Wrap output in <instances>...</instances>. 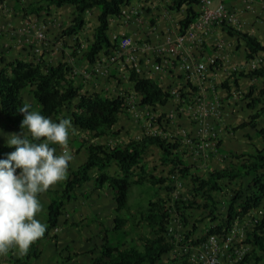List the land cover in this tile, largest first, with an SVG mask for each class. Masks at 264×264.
<instances>
[{
  "label": "trees",
  "instance_id": "obj_1",
  "mask_svg": "<svg viewBox=\"0 0 264 264\" xmlns=\"http://www.w3.org/2000/svg\"><path fill=\"white\" fill-rule=\"evenodd\" d=\"M132 1L134 0H35L24 11L38 18H48L52 16L53 9L71 6L74 10L72 20L65 26L62 35L66 40L75 37L78 48L82 49V43H79L76 37L87 25V14L96 10L98 25L94 29V39L87 45L83 55V61L94 65L101 52H107L117 44L109 35L110 21L120 18L123 9ZM198 3L199 0L172 1L170 10L179 11L183 7L186 8V17L180 21L182 33L196 19L195 6ZM228 30L231 36H236L246 43L248 59H252L259 52L264 53V45L257 39L239 31ZM77 55L78 53L74 51L71 56L76 58ZM0 64L3 65L0 69V113L3 120L13 129L27 132V129L21 128L24 117L19 109L27 103L23 95L30 92L32 99L40 103L38 107L32 105L31 110H37L50 119L58 116L65 107L73 106L74 125L89 135V139L83 141L89 144L86 148V161L76 170L69 167L70 173L64 185H58L60 190L53 188L46 192L50 202L45 235L58 227L67 204L76 199L78 189L93 180L96 189H110L115 204L114 226L109 231L104 221L98 217L90 219L89 223H96L104 236L101 239L100 254L92 259L90 264L160 263L175 250L176 239L179 238L178 246L182 248L185 241L187 244L199 246L210 236L230 233L262 206L264 148L254 153L240 155L231 153L235 163L222 170L199 175L184 160L183 153L178 149L179 144L169 143L168 139L159 135L146 134L141 140H130L126 146L92 144L91 140L116 136L113 128L118 123L119 116L127 113L124 110V98L111 99L99 93L82 94L81 88L70 78L74 67L68 62H61L58 65H51L43 60L31 62L15 59L6 62L2 56ZM252 76L264 79V70H256L247 76L241 74V77ZM129 81L142 97V106H165L171 98V94L164 91L156 81L142 78L135 71L130 72ZM235 85L238 86L237 82ZM222 86L228 91L231 89L227 84ZM254 93L253 89L246 96L251 99L249 108L255 110L264 103V82L255 97ZM263 115L264 107L258 110L252 119L257 120ZM156 125L162 127L163 132H167L162 126L161 118ZM259 134L264 140V132L260 131ZM151 146H156L160 150L162 162L169 165L170 174L178 172L182 180L189 183L187 191L180 193L179 198L178 195L174 198L176 186L173 178L169 177L170 174L168 177H157L151 173L153 171L148 168V164L143 163L144 156ZM7 151L4 148L0 149V160L7 158ZM14 151L15 148L12 147L11 152ZM112 164L117 168L114 175L109 170ZM250 177L252 178L250 184L242 186L241 180ZM236 183H239L238 188L234 187ZM145 185L152 189L146 207L138 209L132 218H122L120 215L122 212L130 211L129 197L132 187ZM162 191L165 196H161ZM218 195L228 197L231 202L225 211H219ZM194 208L200 211V218L209 220L204 236L199 238L196 234L201 228L195 225L196 222L188 229L192 218L189 210ZM172 216L176 223L178 222L176 227H172ZM254 222L251 229L247 228L245 231L244 244L249 245L251 250L238 264H258L263 260L264 216L260 220L254 219ZM131 235L134 238H130ZM42 238L30 247L31 252L16 259L13 264H23L35 259L38 256L35 251L36 244ZM123 238L126 240L125 243L117 244ZM190 253L191 251L188 253L189 256ZM186 263L185 260L183 264Z\"/></svg>",
  "mask_w": 264,
  "mask_h": 264
},
{
  "label": "crops",
  "instance_id": "obj_2",
  "mask_svg": "<svg viewBox=\"0 0 264 264\" xmlns=\"http://www.w3.org/2000/svg\"><path fill=\"white\" fill-rule=\"evenodd\" d=\"M35 0H28V3L24 0H0V58L3 56L6 59V62H8V54L2 53L3 51L8 52L7 49H4L5 46L9 45H15L17 47L18 51L15 52V56H11L10 61H14L15 59H25L31 62H37L41 61H46L50 63L51 65H58L61 62H68L70 66L72 67H84L82 61L79 60V54L77 57H72L69 55L66 51V49L63 47V42H65L64 37H59L56 33L53 31H50L49 29L51 28V25L54 27V29H57V19L54 18L53 16L48 17L47 21H43L44 17H37L32 14H27L24 9L28 5H30L32 2ZM224 3L228 7V11L232 14V16L235 18L236 23L239 25L237 27L240 32L244 34H248L249 36L257 39L262 45H264V0H257V2L254 4L252 9H246L240 1H235V0H223ZM133 2V1H132ZM130 3L129 7L133 4ZM220 2V0H215L214 4L217 5ZM160 3V2H159ZM167 2L158 4L157 7L155 6V16H160L157 20V26L153 27V29L147 28V31L144 33H137L135 30V27L128 25L129 30L128 34L129 36H132L133 39L138 42L140 40V44L144 43L147 41L150 44H159V42H162L164 38V34L168 32H174L177 31L176 26L174 25V17L176 14L173 13V11L167 10V8H163V6H166ZM66 7L71 8V15L73 13V8L71 6H65V8L58 9L56 13V17H60L61 19V12L66 9ZM128 7V9H129ZM183 12H185L184 7L182 8ZM196 10V9H195ZM54 14V11H53ZM70 15V16H71ZM128 15V13H127ZM185 18L184 16L179 19L182 20ZM115 19H112L114 21ZM178 20V19H177ZM70 20L64 23V25H69ZM54 23V24H53ZM134 23V22H133ZM7 26L12 27L13 29L8 31L6 29ZM235 27L236 26L233 23H224L222 25H217L214 26V30L212 33H207L202 36L201 40L198 41V52L200 54L202 53V56L204 57L203 60H206V57H217L219 62L223 64V70H221V74L228 72L231 73L230 78L225 80V77H223L224 84H227L228 86L231 87L230 91L227 90L224 91V94L222 95L223 98H227L229 94L228 101L232 102L233 94L236 92L239 94L242 88V81H248L253 87H251V90H255L256 86L261 82L263 85L264 79L261 77L257 76H252V77H241V74H245L246 76L249 73H252L256 70H260L264 68V53L259 52L258 54L254 55L252 59H248L246 57L247 53V45L246 43L242 40L239 39L236 36H231L228 33V27ZM96 27V26H95ZM150 29V30H149ZM6 31L8 33H6ZM39 31H42L41 35H37ZM57 31V30H56ZM8 34V35H7ZM17 34H20L21 37L24 35L25 38L23 40L17 39ZM40 37V38H39ZM149 40H146L148 39ZM218 39L220 41L221 47L218 49L216 46L214 48H211L210 44L214 42V39ZM44 44V47L42 49L43 57L42 59L39 57L40 55H35L38 51L34 52V46L38 44L39 42H42ZM23 46L29 48V51L21 52V49ZM202 46V47H201ZM203 48V49H202ZM217 49V50H216ZM45 51V52H44ZM216 51H218L216 53ZM28 52L31 53V56H29ZM17 53V54H16ZM149 58H152L149 53ZM147 59H145L144 56V62H146ZM85 62V61H84ZM87 63V62H86ZM3 65L0 64V69L2 68ZM84 68L90 69L89 73L92 70V65L87 64L85 65ZM170 73L166 74H160L158 77H160L159 84L160 86L166 90V89H172L174 87H181L184 90H191L193 91V95L189 96L190 94L187 95V98L190 99V97H198V92H200V87L203 86H197L196 84H193L192 81H187L183 77V73L179 71H175V69L169 68ZM244 71V73H242ZM90 74H87L86 77L91 79L92 81L89 82L91 84L90 86L94 87V84L97 86L95 89L97 91L95 93L102 94L106 97L109 96V91H119L120 89L128 88L129 92H134V88L132 85H125L123 83L119 84V78H118V67H114L113 70L111 71L110 75L106 79H101V84L104 85L101 88L97 85L96 81H93L92 76H89ZM210 78L212 79L213 76L212 74L209 75ZM75 79H78L77 77ZM103 80L105 82H103ZM107 80V81H106ZM219 81V80H217ZM235 82H237L238 86L236 88ZM208 84V82H207ZM89 85L84 87L86 89L87 94H93V90H91V93H89V90L91 89ZM206 87V85H205ZM223 88V86H222ZM82 89L81 91H83ZM99 89V90H98ZM225 89V88H223ZM250 90V91H251ZM102 92V93H101ZM204 92V91H203ZM227 92V93H226ZM229 92V93H228ZM106 93V94H105ZM226 93V94H225ZM242 96H240L241 98ZM30 98V97H29ZM33 100V99H31ZM27 101L31 103L32 101ZM224 101H226L224 99ZM178 103L176 99H172L167 106L164 108H168L170 104ZM230 105H223L224 110L231 111L229 109ZM163 108V107H162ZM260 108V106L258 107ZM174 109V108H173ZM250 109V108H249ZM251 110V109H250ZM229 113L227 112L225 116H228ZM242 117L241 115H239ZM2 118L1 113H0V119ZM144 120L149 121L151 120V116H146L145 118H141L139 122H143ZM177 120V117H174L172 120V124L170 126L169 132L164 134V138L168 139V141H174V143L179 144V151L181 152L182 149V142L186 143L187 146H183L186 148H190L193 153H196V141L193 138H198V140L202 139L205 133H201L199 130V125L194 124L191 126V128L184 127L183 129L187 128V135L184 136L181 133L178 136V139H175V135H170L171 131L174 130V124ZM193 120V119H192ZM2 121V127H8V131H4V135H1L0 139V149L4 148L7 149V154L11 153L12 147L8 146L7 140L10 138V135L14 133H22L24 131L21 130H15L13 129L10 125H8L3 118L0 120ZM163 124V123H162ZM150 125V124H149ZM155 124H152V126ZM217 125L222 124L218 123V121L212 120L211 125L206 131V136L210 139H216L218 137H224V142L222 145L219 146V149L215 151V154L210 156L208 155V158L204 157H197L196 155L193 154V158L191 160L185 159L186 163H188L189 166H191L194 170H197V173L199 175H205L210 171H215V170H222L229 166L231 163H235V159L231 158V153L235 151H247L248 148L242 149L241 145L245 144L243 143L244 141H239L234 147L231 146L234 144L233 138L240 136L239 131L237 130L235 134L233 132H230L229 134H226L223 131V128L221 129L220 127H217ZM142 127L140 123H137V121H134V118L132 117L131 114L129 115H120L119 116V121L118 123L114 126L113 130L114 132H120L119 135L116 136V139L113 140L111 137H102V138H97L94 140H91L92 144H103V145H108L111 141H113L115 144H118V137L121 139L119 140V143L121 146H126V144L130 140H141L145 136V132L141 131L138 132L137 127ZM12 129H10V128ZM154 127V126H153ZM1 132V130H0ZM180 132V131H179ZM8 134V136H7ZM147 134V133H146ZM89 139V135L87 137ZM231 139V140H230ZM6 140V141H5ZM80 144H78L77 149L75 148L76 142H73L75 146L69 144V154L72 156V161L70 162L71 169L73 167L74 159L75 161L79 159V156H81L82 162L78 164L81 166L87 158V153H86V148L89 144L83 143V140H79ZM229 142V144H227ZM50 147H55L57 154H61V148L56 147L54 145H50ZM82 147V148H81ZM158 149L156 146H151L149 150ZM148 151L146 152L143 163L147 164L150 160V158L146 157L148 154ZM160 155L161 152L158 149ZM150 152V151H149ZM77 153V155H76ZM252 153V152H250ZM197 154V153H196ZM198 155V154H197ZM222 157H225L224 161L222 160ZM147 158V159H146ZM161 158V156H160ZM213 158V159H212ZM212 159V161H211ZM210 167H209V165ZM213 164H216L215 167H213ZM77 165V167H79ZM115 166V165H114ZM150 164H148V168H150ZM116 167V166H115ZM74 168V167H73ZM216 168V169H215ZM117 168H115L116 170ZM117 172V171H115ZM94 181V180H93ZM89 182V183H94V182ZM88 183L83 186V188L80 192L83 193V196L86 197V195L89 196L88 204H94L92 214L89 212L82 213L81 219H87L89 216L90 217H98L102 218V215H113V211L115 209V204L113 201V195L109 191L108 188H104L102 190L95 189L94 184H93V189L90 190L87 187ZM56 187V188H55ZM54 189H59L58 186H54ZM88 192V193H87ZM47 193H42L38 194V199L39 201H42L43 203V213L40 215V220L42 223L47 224V214H48V204L50 202L49 199H45L43 196L46 195ZM48 195V194H47ZM226 199V197H225ZM69 204H67L66 208L69 211ZM46 209V210H45ZM46 212H45V211ZM101 211H104L102 213ZM76 214L74 215L75 217L78 216L77 211H75ZM47 213V214H46ZM71 212L67 213V219H63V217L60 219V223L58 225V231L55 232L54 230L49 231L40 242L36 244V253L38 256L35 259L30 260L29 262L23 263V264H90V261L96 257H98V252H100V246L99 243L96 242L94 245L95 241V235L94 233L100 234V231H97V224L96 223H90L89 228H74L72 225L73 222H75V219H72L74 217ZM80 216V215H79ZM39 217V214L37 215V218ZM70 218V219H69ZM77 218V217H76ZM114 216L112 217V221L110 225L108 226V230H112L114 226L113 222ZM46 221V222H45ZM67 223V224H65ZM92 228V231L90 229ZM94 240H93V239ZM101 238V237H100ZM102 241L101 239H99ZM69 247V251H67L65 248ZM66 250V251H65ZM64 251V254L62 255ZM29 252L31 250L29 249ZM28 252V253H29ZM27 253V254H28ZM24 255L18 254L16 251H10L8 255L6 256H0V264H13L14 261L18 258H22Z\"/></svg>",
  "mask_w": 264,
  "mask_h": 264
},
{
  "label": "rangeland",
  "instance_id": "obj_3",
  "mask_svg": "<svg viewBox=\"0 0 264 264\" xmlns=\"http://www.w3.org/2000/svg\"><path fill=\"white\" fill-rule=\"evenodd\" d=\"M24 1H26L28 3V0H24ZM170 1L172 3L173 0H170ZM163 2H165V0H134L132 2L133 4L130 7L128 5L127 7L124 8V10L127 11L129 17H126L125 19L120 17V18L115 19L114 21H112L110 23L109 35H110L111 39H113L115 42L118 43V41H120L123 37L129 36L128 30H129V28L131 26L135 27L136 32L139 33V34L140 33H144L145 34V31H147V33H148L149 31H148L147 28L153 29V27L157 26V20L160 17V16H155V13H153V11L156 10L155 6L157 7L158 4H161ZM171 3H170V5H171ZM167 4H166V6L164 5L163 8L164 9L167 8V10H169L170 6L168 5V7H167ZM128 7H129V9H128ZM184 9H185L184 13H182L183 9H181L179 11H173V13L176 14L173 19L175 20L174 21V25L176 26L177 30L179 29V23L181 21L179 19H181L184 16V14L186 15V8L184 7ZM55 10L57 11L58 9H53L52 12H51V15L58 20L57 24H56L57 25V29H56L57 31L54 29V27H53L54 25L53 26L51 25V28L49 30L53 31L59 37L62 38L63 37L62 32L65 29L64 23L66 24V22L69 21V20H70L69 23H71V20H72V18L70 16L71 15V8L66 7V9H64L61 12L62 13L61 14L62 15L61 19H60V17H56V13H55L56 11ZM53 11H54V14H53ZM132 11H138L139 13H138V15H135V14H132ZM97 15H98V12L96 10L87 14V16H86L87 25L85 26V28H83L82 31H80V33L76 37L78 39V42L82 43L84 45V47H82V48H86L87 45L90 44L93 41V39H94V29H95V26L98 25ZM137 17H138V19H137ZM47 20H48L47 18L43 19V21H47ZM128 25H131V26L128 27ZM6 29L8 31H10L13 28L12 27L10 28V26H7ZM6 33H8V32L6 31ZM41 34H42V31H39V33L37 35H41ZM23 38H25L24 35L21 37L20 34H17V39L23 40ZM66 41H67V43L63 42V47L66 49L67 53L69 55H72V53L74 51L77 52L79 54V60L82 61L83 66L85 67V65H87L88 63L83 61L84 50H81V49L78 48V46L76 44L75 37L68 38ZM138 43H140V40L138 41ZM3 47H4V49H7L8 52L6 53V51H3L2 53L8 54L9 55L8 62H11L10 61L11 56H15V52L18 51L17 47H15V45H13V44L9 45V46H5L4 45ZM43 47H44V44H43V41H42V42H39L38 44H36L34 46V49H33V51L34 50L38 51L36 53V55H40L39 57L41 59H42L43 54H44L42 52ZM25 51H29V48L23 46V48L21 49V52H25ZM10 54H11V56H10ZM28 54H29V56H31L30 52H28ZM115 65L116 64H111L110 67L114 68ZM84 67L78 66V67L74 68L77 71V73L74 74V77H77L78 79H74L73 81L75 82L76 86H79L81 88V90L84 89V87H86L87 85L90 86L91 84H89V82L92 81L91 79L86 77V75L89 74L88 72L90 71V69H87V68H84ZM262 69L264 70V68H262ZM242 73H244V71ZM93 81H96L97 85L100 88L102 86H104V85L101 84V79L95 78V79H93ZM103 82H105V81L103 80ZM120 83H121V80H119V84ZM241 84H242V87H243L242 88L243 90H241L242 94L241 93L238 94V97L237 98H233L232 102L228 101L229 94H228L227 98H223L222 97V95L224 94L223 90H225V89L222 88L221 81H215V89L214 90L209 89L206 92V97L207 98L209 97L208 99H212V98H215L217 96V98L220 100L222 105H225V106L230 105L229 109L231 111H227V110L222 109L221 110L222 113H221L220 117H218V118L211 117V119L208 121V123H209V126H210L212 120H214V122L218 121V123L222 124V127H221V125H217V127H220L221 129L223 128V131L226 134H229L230 132H233L235 134V132L237 130L239 131L240 136H237V137L233 138V140H235V141H234V144L231 145V146L234 147L239 141H244L243 143H245V144L241 145L240 150L248 148L247 151H241V152L235 151V152H233V153H237L239 155L243 154V153H248V152L249 153L250 152L254 153V152H256V150H258V149L262 150L264 148L263 137L259 134L260 131L264 132V115L261 118L257 119V120H253L252 119V116H254L255 113H257V111L260 110L262 107H264V103L260 106V108H257L255 110L254 109L250 110L249 109V103H250L251 99H248L246 95L249 94V92L251 90V87H253V85L250 87L249 85H251V84L248 81H242ZM96 87L97 86L95 84H94V87L90 86L91 89L89 90V93H91V90L94 91L92 93H95L97 91V89H95ZM261 88H262V83L260 82L256 86V89L254 90L255 93H254L253 97H255L259 93ZM124 89L125 90L127 89V91H129L128 88H124ZM81 93L87 94L86 89L81 91ZM240 96H242V97L240 98ZM23 97H24V99L26 101H30L32 99V96H31L30 92H26L23 95ZM224 99L226 101H224ZM31 101H32L31 103H29V102H27V103H29L31 105H35L34 107H36V106L38 107L40 105V103H38L35 100H31ZM174 107H175L174 104H170L168 106V108L166 107V108H162V109H156L155 111H153V114L155 113L154 114L155 118H154V120H152V122L151 121H146V120H144L143 122L137 121V123H140L141 126H142V127H140V126L137 127L139 129L138 132H140V130H141V131L145 132V135H146V133H151L152 131H156V126L153 125L154 126L153 127L152 124L156 123L157 117L169 115V113H171L174 110L173 109ZM188 110L189 109H187V112H186L187 114H188ZM73 111H74V107L73 106L65 107L64 109L61 110V112L58 114V116L56 115V116L52 117L51 119L53 121L57 122V123L59 122V120L61 118L70 119L72 121V124H73V127H74L75 131L70 134L71 138H70V143L69 144L73 145L74 144L73 142L78 141V143L77 142L75 143L76 146H75V144L73 145V147L75 146V148L77 149L78 144H80L79 140H83V141L87 140L88 134L82 133L74 125L73 117H72ZM227 112L229 113V115L225 116V114ZM186 113L185 112L183 113V114H185L184 116L179 115L180 118H178L176 120L175 124H174V127L176 125L177 126L174 128V130L171 131L170 135H175V139H178V136L181 133V132H179V131H181V128H184V127L191 128V126L196 123L195 120H192V119L188 118L186 116ZM125 115H129V113H125ZM239 115H241L242 117H240ZM2 125H3L2 121H0V130H1L0 133L2 135H4V132L2 130L4 129L5 132L8 131V127L5 126V127L1 128ZM187 128H186V130H187ZM116 133H117L116 136L120 134V132H116ZM5 136L6 135H4V137ZM7 136H8V134H7ZM116 136L112 137L113 140L116 139ZM0 139H1V135H0ZM117 139H118V145H121L119 143V140L121 138L118 137ZM193 139H196V138H193ZM209 141L213 142L215 144V147L217 149H219V146L222 145V143L224 142V137H218L215 140L214 139H209ZM169 143H174V141H170ZM82 144H85V143L83 142ZM227 144H229V142H227ZM114 145H117V144H114ZM54 146L60 147L59 145H54ZM183 146H187V144L182 142L181 152L183 153L185 159L193 161L192 160L193 154L196 155L197 157H202V152L201 151L198 152V155H197L196 153L191 152L192 150L189 147L186 148V147H183ZM149 151H148V154L146 155V157L150 158V160L147 161L148 162L147 164L151 165L150 168H149L151 171H153L151 173L153 175L157 176V177H168V175L170 174V172H169L170 171V167H169L168 164H165L164 162H162V159L160 158L161 155H160L158 149H156V151H154V149H151ZM205 154L212 156V155L215 154V151L212 150V151H209V152H207ZM76 155H77V153H76ZM231 158L233 159V156H231ZM212 159H211V161H212ZM224 159H225V157H222L223 161H224ZM81 162H82L81 156H79V159L76 160V161L74 159V163H73V167L74 168L72 167V170H76L78 168L77 165L80 164ZM215 165L216 164H213V167H215ZM209 167H210V165H209ZM115 168L116 167L112 164V166L109 169L110 173L113 174V175L116 173L115 171H117V169L115 170ZM194 172H197V170H194ZM69 173H70V171L68 170V176H69ZM68 176H67V178H68ZM251 180H252L251 177L242 179L241 180L242 181L241 182L242 186H247L248 184H250ZM65 181L61 182L60 185L63 186L64 185L63 183ZM93 184H95V183H88L87 187L90 190H92L93 189ZM188 186H189V183L187 181H185V183L183 184V187H181L180 190L182 192L183 191L186 192ZM238 186H239V183L238 184L236 183L234 187L238 188ZM58 188L60 190V186H58ZM81 190L82 189H78L77 190L76 199L70 202L69 211L67 210L68 207L65 208L63 219H67V222H68L67 213L71 212V214H73V216H74L76 214V212H74V209H75V211H77V214H79L80 216L79 215L76 216L77 218L75 216L72 217V219H75V222H73L71 226L74 225L73 226L74 228H89V226H90L89 221H90V219L92 217L89 216L88 219H81V215H82V213H85V212H88V213L90 212L92 214L94 204H90V205L88 204L89 203L88 202L89 196L86 195V197H84L83 193L80 192ZM109 191L111 192L110 189H109ZM179 191L174 195V198H175V196L177 197V195H178L177 198H179V195H180ZM151 193H152V189L149 186H147V185H145V186H133L132 189H131L130 197H129L130 211L122 212L120 214L121 217L126 219L128 217H131L133 214H135L138 209L146 207V203L148 201L147 198L150 197ZM161 193H162L161 196L162 195L165 196V193H163V191ZM43 197L45 199H49L50 200L49 195H47V194L44 195ZM222 197L223 196H221V197L219 196L217 198V200H218V208H219L220 212L225 211V209L227 208L228 204L231 203L230 200L228 199V197L226 199L222 198ZM230 197L231 196H229V198ZM40 202L42 203V201H40ZM43 209H44V207H43ZM101 212L104 213V211H101ZM189 213L192 215V218L190 219V226H189L188 229H191L192 225H194L195 222H196L197 224H195V225H197L199 229L201 228L200 230H197L196 237L199 238V237L204 236L205 231L208 228V224H209L208 221L209 220H207V218H203V217L200 218V216H199L200 211H198L195 208L189 210ZM40 215L41 214H39V217H38L39 220H40ZM113 216L115 217L114 211H113V215L107 216L104 213V215H102V218H99L102 221H104L106 229H109L108 226L110 225ZM263 216H264V202H263L262 206L260 207V209H258L256 211H253L251 213V216H249L247 219H244L241 222V224H239L237 226V228L235 229V234H232V236L234 235L233 236V246H231L229 248L226 256L222 257V261L224 263L230 264V263H232L234 261V259H235V251L236 250H238L240 253H246L248 251L250 252L251 248L250 247L247 248V247L244 246L245 239H246L245 231L247 230V228L251 229V225L254 223V219L255 220L259 219L260 220V219H262ZM93 218H95V217H93ZM198 221H200L199 222L200 224L198 223ZM171 222H172V227H174L176 224H178V222L176 223V219L174 218V216H172ZM97 227H98V225H97ZM98 230L100 231L99 227L97 228V231ZM90 231H92V228L90 229ZM94 235H95V241H94L95 243H94V245L96 244V242H98L99 246H100L102 241H100L99 239H102V237H104L103 233L100 231V234L94 233ZM130 238H134V236L131 235ZM125 241H126L125 238H123L117 244H124ZM183 245H185V243ZM186 247H187V250H186L185 253H189L191 251V253H190L191 255L190 256H189V254H185V253L182 256V254H181L182 250L180 252V250L178 248L177 250L173 251L170 255L166 256L164 258V260H162L159 264H183V262L185 260L187 261L186 264H198V263H193L192 260H190L191 258H193V255L196 254V248H194V246L191 243L186 244ZM65 249L67 251H69V247H67ZM247 249H249V250H247ZM63 254H64V251H63L62 255ZM99 254H100V252H98V255ZM258 264H264V257H263L262 262H260Z\"/></svg>",
  "mask_w": 264,
  "mask_h": 264
},
{
  "label": "built area",
  "instance_id": "obj_4",
  "mask_svg": "<svg viewBox=\"0 0 264 264\" xmlns=\"http://www.w3.org/2000/svg\"><path fill=\"white\" fill-rule=\"evenodd\" d=\"M243 3L246 9H252L257 0H235ZM167 7L171 1L166 0ZM215 0H199L198 5L195 6L197 17L182 33L180 28L174 32H168L164 34L162 42L159 44H150L147 41L140 44L136 42L132 36L123 37L113 48L107 52H101L93 65L92 72L89 76H96L100 79H106L109 77L113 68L111 64H116L118 67V80L125 85L133 84L129 81V75L131 71H135L142 78L152 79L159 84L160 74L170 73L169 68L175 69V71L182 72L185 80L192 81L193 84L200 87L198 97L182 98L181 92L193 95V91L184 90L181 87H174L172 89H166L172 97L177 100L179 113L187 112V117L196 121V125H199L200 132L205 133L197 150L205 151L209 150L213 145L207 141L206 131L209 128L208 121L211 117L218 118L221 115V110L224 109L220 100L217 98L208 99L206 92L209 89H215V81L219 80L221 83L230 78L231 73L225 72L221 74L223 70V64L219 62L217 57H206L203 60L202 53L198 52V41L202 36L207 33H212L214 26L222 25L224 23H233L235 27H228L235 31L240 30L237 28L239 25L236 23L235 18L228 11L227 5L223 0L215 5ZM138 11H132V14L138 15ZM123 19L129 17L127 11L123 9ZM138 19V17H137ZM146 40H149L146 39ZM202 41V40H201ZM211 48L218 49L221 47L220 41L216 38L214 42L210 44ZM202 47V46H201ZM203 49V48H202ZM216 49V50H217ZM220 49V48H219ZM218 51H216L217 53ZM149 53L152 58H149ZM144 56L146 62H144ZM75 74V72H74ZM213 76L211 79L209 75ZM208 82V84H207ZM206 85V87H205ZM236 86V85H235ZM161 87V86H160ZM237 88V86H236ZM204 91V92H203ZM111 96L121 97L125 99V111L132 115L135 121H139L141 118L151 116L153 118L154 108L150 106H142V97L135 91L129 92L127 89H120L119 91H109ZM238 93H234L233 97L237 98ZM160 107H156L159 109ZM173 117V115H171ZM163 121V120H162ZM153 135H157V131L152 132ZM181 134L186 136L187 131L181 130ZM176 185V191L183 186L180 180L179 174L174 173L171 175ZM176 192V193H177ZM233 242V237L227 235L224 238L218 236H211L208 240L202 243L198 249L197 254L192 259L194 262L202 264H223L221 261L222 256L228 251ZM238 255L240 252L237 251Z\"/></svg>",
  "mask_w": 264,
  "mask_h": 264
},
{
  "label": "clouds",
  "instance_id": "obj_5",
  "mask_svg": "<svg viewBox=\"0 0 264 264\" xmlns=\"http://www.w3.org/2000/svg\"><path fill=\"white\" fill-rule=\"evenodd\" d=\"M82 47H84L83 44ZM81 50H84V53L86 52V48H82ZM74 72L77 73V71L73 69V73L70 76L72 80L76 78L74 77ZM91 72L88 73L91 74ZM92 78L97 77L92 76ZM223 84L224 82L222 85ZM185 93L186 92L184 91L181 92L182 98L187 97V94ZM111 95L112 94H109V98L111 99L118 98ZM172 99L175 98L171 96L169 102ZM167 104L165 106H167ZM174 105V110L169 113V115L157 117L156 119L155 126L158 133L157 135L163 138L165 137L164 134L169 132L174 117H177L178 119L180 118L179 115H185L179 113V105L177 103H174ZM165 106L158 107H160L159 109H162V107L164 108ZM156 107H153L154 109L151 112L155 111ZM31 109L32 105L29 103H24L19 109L24 117L21 121V128L27 129V132L24 131L22 133H14L10 135L7 143L9 147H14L15 151L9 153L6 159L0 160V256H6L10 251H16L20 255H26L29 252L30 247L44 237L47 225L37 218L38 214L43 213V204L39 201L38 194L45 193L50 189H53L54 186H58L61 182L65 181L68 176L70 162L72 161V156L69 154L70 134L75 131L72 121L70 119L61 118L57 123L52 119L41 115L39 111ZM171 115H173V117ZM154 118L153 115V118L149 121L152 122ZM160 118L163 123L162 126L167 129V132H163V128L156 125ZM182 129L183 128H181V130ZM152 132L147 134L153 135ZM209 139L210 138L207 137V141H209ZM195 141L197 146L200 144L201 139H195ZM209 142L212 143L213 146L209 150L201 151L202 157H204L205 160L208 158V155L205 153L217 150L215 144L211 141ZM114 144L115 143L111 141L108 145L116 146ZM50 145H59L61 148V154H57L56 148L50 147ZM196 151L197 154L200 152L197 149ZM171 175L172 174H170L169 177H171ZM180 180L182 181V184L185 183L181 177ZM179 192L182 193L181 190ZM219 196L221 197L223 195H218L217 198ZM222 198H224V196ZM247 218L248 217L245 219ZM174 227H176V225ZM235 229L236 228L232 230L233 232L231 231L232 233L230 232L224 235H219L218 237L224 238L227 235L232 236V234H235ZM53 230L57 232L58 227ZM178 242L179 238L175 241V250L178 248L180 252L182 250L181 254L183 256L187 250V243H185V241V245L182 248L178 246ZM199 246H194V248H196V254ZM231 246H233V242ZM244 246L247 248L250 247L247 244H244ZM237 251L238 250L235 251L234 261L230 264H238L239 261L249 252L240 253V255H238ZM227 252L222 257L226 256ZM195 255H193V258ZM193 258H191V260ZM192 262L198 263L193 260ZM222 263L226 264L223 261Z\"/></svg>",
  "mask_w": 264,
  "mask_h": 264
},
{
  "label": "bare ground",
  "instance_id": "obj_6",
  "mask_svg": "<svg viewBox=\"0 0 264 264\" xmlns=\"http://www.w3.org/2000/svg\"><path fill=\"white\" fill-rule=\"evenodd\" d=\"M231 251V250H230Z\"/></svg>",
  "mask_w": 264,
  "mask_h": 264
}]
</instances>
